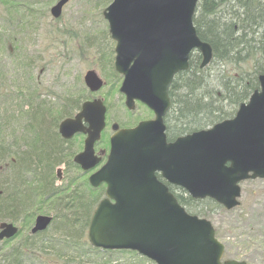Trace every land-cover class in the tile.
<instances>
[{
    "label": "water",
    "instance_id": "obj_1",
    "mask_svg": "<svg viewBox=\"0 0 264 264\" xmlns=\"http://www.w3.org/2000/svg\"><path fill=\"white\" fill-rule=\"evenodd\" d=\"M199 1L113 0L103 11L116 41L114 66L123 76L125 105L134 110L141 102L154 118L129 128L112 124L107 160L89 177L93 187L105 183L106 191L91 217L88 240L102 249L137 251L156 264H247L222 261L225 247L212 223L188 213L165 183L232 209L239 205L242 181L264 178V74L260 89L233 118L168 140L164 117L175 75L189 68L194 51L202 56L201 68L213 60L211 44L199 37L194 24ZM68 2L52 6V16L59 18ZM84 82L92 92L104 85L94 70L86 72ZM106 112L102 99L86 101L59 125L66 140L87 135L84 150L74 157L85 171L102 161L95 144L106 127ZM57 176L61 181V167ZM51 221V216H37L31 233L46 230ZM1 227L0 239L18 231L12 223Z\"/></svg>",
    "mask_w": 264,
    "mask_h": 264
},
{
    "label": "trees",
    "instance_id": "obj_2",
    "mask_svg": "<svg viewBox=\"0 0 264 264\" xmlns=\"http://www.w3.org/2000/svg\"><path fill=\"white\" fill-rule=\"evenodd\" d=\"M4 2L9 11L5 21L11 23V13L19 12L22 4L34 15L30 4ZM194 24L199 37L213 48L215 69L201 68V54L194 51L189 68L175 75L169 89L172 105L164 118L168 140L234 117L239 106L259 89V76L264 74V0H200ZM10 38L1 34L5 49H22L18 42L9 46ZM26 98L31 105L30 120L24 126L30 131L27 144L14 146L1 140L6 122L0 116V167L9 171L0 188V226L10 222L18 228L13 237L0 240V264H50L47 260L53 254L57 257L53 264H84L90 255H95L94 264H155L136 251L103 250L88 242V226L104 196V185L93 188L81 174L56 185L57 166L79 171L72 160V142L61 138L58 126L72 117L70 109H81L80 97L65 100L61 108L53 110L36 94ZM169 187L190 214L200 216L203 211L197 205L212 201L196 200L181 188ZM212 202L213 207H221ZM38 214L53 220L47 230L31 234ZM49 249L56 252L50 254Z\"/></svg>",
    "mask_w": 264,
    "mask_h": 264
},
{
    "label": "rangeland",
    "instance_id": "obj_3",
    "mask_svg": "<svg viewBox=\"0 0 264 264\" xmlns=\"http://www.w3.org/2000/svg\"><path fill=\"white\" fill-rule=\"evenodd\" d=\"M15 1L32 5L34 15L27 13L22 4L19 12L11 13L14 22L10 23L9 19L7 22L8 8L4 0H0V39L1 34H5L11 37L9 46L17 42L22 46L18 51L5 49L4 41L0 40V116L6 122L1 140L14 146L27 144L30 131L26 132L24 126L30 120L31 105L26 97L32 94L52 110L61 108L65 100L71 98L78 101L80 97V105L87 99L102 98L107 106V126L96 150H105L106 154L113 133L112 123L132 127L140 120L154 117L138 102L135 110H128L125 97L120 93L123 77L114 68L116 42L103 15L112 0H70L59 19L50 14V7L57 0ZM35 17L37 19L33 20ZM206 67L208 72L215 69L211 63ZM88 70L96 71L104 81V87L97 93H91L85 85L84 76ZM19 91L23 92L22 96L15 95ZM78 111L77 107L70 109L72 116ZM20 137L24 139L21 142ZM70 141L74 156L83 149L84 137L77 134ZM59 167L62 168V180L56 177V185L67 182L70 176L81 174L88 178L92 172L69 170L65 165L57 166L56 170ZM8 172L0 167V188L5 184ZM241 188L240 204L233 209L215 208L212 201L197 207L203 211L200 216L212 222L217 238L224 244V260L264 264V178L245 180ZM56 249H49V253H55ZM51 257L47 260L50 264L57 262L54 254ZM88 258L84 264H94L95 255Z\"/></svg>",
    "mask_w": 264,
    "mask_h": 264
},
{
    "label": "bare ground",
    "instance_id": "obj_4",
    "mask_svg": "<svg viewBox=\"0 0 264 264\" xmlns=\"http://www.w3.org/2000/svg\"><path fill=\"white\" fill-rule=\"evenodd\" d=\"M39 215H43V214H38V215H36V217L39 216ZM36 217H35V218H36ZM50 225H51V223H50ZM50 225H49V226H50Z\"/></svg>",
    "mask_w": 264,
    "mask_h": 264
},
{
    "label": "flooded vegetation",
    "instance_id": "obj_5",
    "mask_svg": "<svg viewBox=\"0 0 264 264\" xmlns=\"http://www.w3.org/2000/svg\"><path fill=\"white\" fill-rule=\"evenodd\" d=\"M62 12H63V11H62ZM61 15H62V14H61ZM79 170H80V169H79ZM95 170H96V169H95ZM95 170H94V171H95ZM94 171H93V172H94ZM84 172H85V171H84ZM93 172H91V173H93Z\"/></svg>",
    "mask_w": 264,
    "mask_h": 264
}]
</instances>
